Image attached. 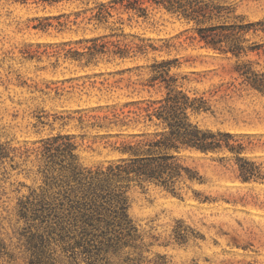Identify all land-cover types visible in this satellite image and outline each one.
I'll return each mask as SVG.
<instances>
[{"label": "rangeland", "instance_id": "1", "mask_svg": "<svg viewBox=\"0 0 264 264\" xmlns=\"http://www.w3.org/2000/svg\"><path fill=\"white\" fill-rule=\"evenodd\" d=\"M108 0H0V143L9 156L0 161V225L3 236L24 224L19 202L44 186L42 152L47 139L68 136L78 163L105 165L119 153L123 139L116 127L100 126L113 112L134 109L126 102L160 98L164 85H149L150 64L176 59L169 71L175 88L190 96L204 94L215 113H192L203 128L227 131L252 140L241 156L259 166L260 176L243 181L229 151H185L182 160L199 172L202 182H180L173 195L149 185L129 192L128 214L150 243L149 256L165 254L168 264H264V98L211 94L232 80L235 65L251 61L264 70V33L249 32V42L263 43L240 58L222 54L191 39L192 24L164 10H147L143 18L112 10L104 28L89 19L96 2ZM236 14L263 23L264 0H226ZM78 14V15H77ZM121 18L122 23L116 22ZM121 27L120 29H117ZM113 28V30H112ZM152 42L156 50L126 58L88 59V40ZM231 95V96H230ZM106 115L108 119H103ZM141 126V125H140ZM65 141L60 139L57 143ZM51 146L50 154L55 150ZM19 219V222L16 221Z\"/></svg>", "mask_w": 264, "mask_h": 264}, {"label": "trees", "instance_id": "2", "mask_svg": "<svg viewBox=\"0 0 264 264\" xmlns=\"http://www.w3.org/2000/svg\"><path fill=\"white\" fill-rule=\"evenodd\" d=\"M149 7L191 23L193 35L189 37L219 53L240 58L263 45L248 43L246 37L258 29L264 33V28H258L263 23L236 14L235 6L226 0L99 1L90 8L89 19L107 28L112 10L129 13L128 19L130 13L146 18ZM116 22L122 23L121 18ZM106 36L88 40L85 53L89 60L102 55L126 58L158 49L144 39L122 42L118 37L104 40ZM175 62L155 59L150 64L149 85H164L162 97L126 102L124 107L135 108H121L113 112V120L100 124L118 128L117 136L123 137L119 145H112L119 153L116 159L85 167L78 163L73 152L76 146L68 136L57 135L44 142L49 145L42 152L48 159L39 170L44 186L40 192L32 191L33 199L19 202L24 224L11 226L15 238L3 236L0 225V264H168L165 254L149 256L150 243L143 241L128 214L132 188L145 191L153 184L178 196L180 182H202L198 170L182 160L185 151L208 154L227 150L235 156L243 181L261 175L258 165L241 156L248 145H254L252 140L244 142L240 135L203 128L191 119L192 113L214 114L215 110L204 94L190 96L176 90V77L169 74ZM234 71L237 75L232 80L220 83L210 93L264 98V70L253 68L251 61H240ZM60 139L65 141L57 143ZM50 140L55 150L51 154ZM8 156L0 143V161Z\"/></svg>", "mask_w": 264, "mask_h": 264}]
</instances>
